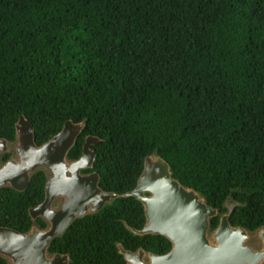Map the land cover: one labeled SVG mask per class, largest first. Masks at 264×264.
Here are the masks:
<instances>
[{
    "label": "trees",
    "instance_id": "16d2710c",
    "mask_svg": "<svg viewBox=\"0 0 264 264\" xmlns=\"http://www.w3.org/2000/svg\"><path fill=\"white\" fill-rule=\"evenodd\" d=\"M24 115L41 145L69 119L85 122L99 185L134 189L147 155L229 222L264 227V0H0V137L16 140ZM12 152L1 155L7 160ZM46 169L28 187L0 188V225L29 231L30 207L45 198ZM144 205L120 196L77 218L49 253L69 264H129L120 252L171 250L162 234L134 233ZM0 264L9 261L0 255Z\"/></svg>",
    "mask_w": 264,
    "mask_h": 264
},
{
    "label": "water",
    "instance_id": "95a60500",
    "mask_svg": "<svg viewBox=\"0 0 264 264\" xmlns=\"http://www.w3.org/2000/svg\"><path fill=\"white\" fill-rule=\"evenodd\" d=\"M85 122L69 119L62 130L39 145L35 140L33 123L24 115L16 122L15 154L5 161L1 155L10 152V142L0 137V188L10 186L25 190L32 175L40 168L48 175L45 198L30 207L33 220L42 217L46 228L34 224L27 232L0 225V255L9 264H69L68 253H49L53 240L63 236L77 219L98 212L104 205L120 196H135L144 205L146 223L143 228L130 227L136 234H162L172 242L170 251L158 254L140 247L136 251L120 252L129 264H264V227L254 232L229 222L234 203L219 216V224L211 230L210 218L219 214L198 191L184 186L172 176L169 162L157 153L144 159V168L134 189L119 194L99 185L94 168L96 151L93 144L101 138L87 135L79 158L69 159ZM61 198L60 205L52 202ZM256 236L258 245L252 240Z\"/></svg>",
    "mask_w": 264,
    "mask_h": 264
},
{
    "label": "rangeland",
    "instance_id": "374dc122",
    "mask_svg": "<svg viewBox=\"0 0 264 264\" xmlns=\"http://www.w3.org/2000/svg\"><path fill=\"white\" fill-rule=\"evenodd\" d=\"M11 146H10V152H12L13 154H15V145H16V142L13 144V142L10 144ZM48 172V171H47ZM48 175H50V173L48 172ZM61 198H57L56 200H54L53 202H52V207L53 208H56V207H58L59 205H60V202H61ZM229 205H232V203H229ZM255 244H257L258 245V240H257V238H256V236H254L253 237V240H252Z\"/></svg>",
    "mask_w": 264,
    "mask_h": 264
},
{
    "label": "flooded vegetation",
    "instance_id": "af4514ba",
    "mask_svg": "<svg viewBox=\"0 0 264 264\" xmlns=\"http://www.w3.org/2000/svg\"><path fill=\"white\" fill-rule=\"evenodd\" d=\"M7 153V152H6Z\"/></svg>",
    "mask_w": 264,
    "mask_h": 264
}]
</instances>
